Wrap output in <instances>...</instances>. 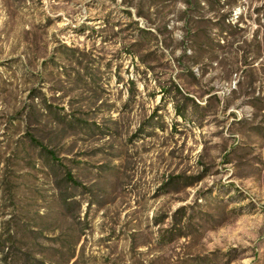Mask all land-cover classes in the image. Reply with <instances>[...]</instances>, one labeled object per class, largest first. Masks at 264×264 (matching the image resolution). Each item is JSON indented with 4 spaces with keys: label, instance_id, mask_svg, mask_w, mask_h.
<instances>
[{
    "label": "rangeland",
    "instance_id": "374dc122",
    "mask_svg": "<svg viewBox=\"0 0 264 264\" xmlns=\"http://www.w3.org/2000/svg\"><path fill=\"white\" fill-rule=\"evenodd\" d=\"M0 264H264V0H0Z\"/></svg>",
    "mask_w": 264,
    "mask_h": 264
},
{
    "label": "trees",
    "instance_id": "16d2710c",
    "mask_svg": "<svg viewBox=\"0 0 264 264\" xmlns=\"http://www.w3.org/2000/svg\"><path fill=\"white\" fill-rule=\"evenodd\" d=\"M70 180H72L71 178H69Z\"/></svg>",
    "mask_w": 264,
    "mask_h": 264
}]
</instances>
